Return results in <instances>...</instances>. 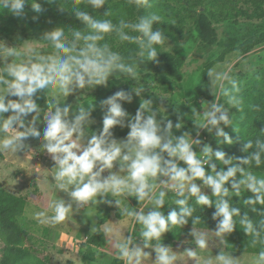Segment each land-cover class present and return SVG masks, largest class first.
<instances>
[{"label": "clouds", "instance_id": "1", "mask_svg": "<svg viewBox=\"0 0 264 264\" xmlns=\"http://www.w3.org/2000/svg\"><path fill=\"white\" fill-rule=\"evenodd\" d=\"M133 2L137 7L151 8L149 0H129ZM29 3L35 13L44 11L37 0H0V13L7 11L22 18ZM83 3L95 12L107 0H83ZM70 9L84 25L82 30L56 27L45 31L38 40L14 46L0 41V153H23L24 160H32L36 151L46 152L53 161L52 188L69 198L52 200L48 205L51 214L33 211L32 217L39 224L56 226L66 218H73L74 213L79 214L81 209L87 217H93L89 210L97 205L115 206L122 217L130 218L131 228L127 231L131 235L125 236L123 230L114 231L106 225L103 234L123 264H144L151 256L145 249L155 253L151 264H188L189 260L195 264H237L240 258L223 249L228 245L225 237L239 226L250 238L252 248L260 246L254 264H264V208L256 207L264 206V178L251 170L253 165L259 168L264 163V139L247 140L242 148L247 155L233 159L222 150L214 151L199 138L203 129L214 134L217 143H233L225 127L232 123L230 109L240 110L243 100L241 87L231 74L232 65L218 64L207 70V89L214 101L207 103L203 114L192 109L196 138L189 131L174 134L173 129L179 131L184 124L179 115L173 123L161 114L162 110L166 112L163 101L167 99L163 97L161 106L155 108L151 99H141L135 115H129L122 102L131 104L134 96L140 97L145 91L142 84L131 90L120 89L101 101L102 130L89 138L87 129L95 123L91 104L88 109L80 105L70 118L72 105L64 103L67 98L78 90L106 86L113 76L139 84L138 68L146 61H157L160 53L157 46L163 47L167 38L160 28H154L163 22L155 12L138 17L136 22L120 18L114 23L112 19L95 18L85 8L73 5ZM111 15V10L104 14ZM108 34H115L120 42L135 44L134 55L125 58L113 51L104 42ZM44 48L51 51H41ZM45 97L46 109L37 103ZM116 127L129 130L125 138H115ZM29 138L40 141L38 149L26 143ZM214 161L223 165L219 171ZM42 180L48 183L47 177ZM197 180L202 183L198 185ZM204 189H210L211 195ZM243 192L252 194L243 204L250 206L260 219L254 221L247 212L242 215L239 208L232 206V198L241 197ZM130 197L135 198L139 207H130ZM166 203L179 206V211L173 208L165 216ZM195 206L215 208L214 237L223 246L215 256L200 255L199 250L209 249L212 239L196 228L201 218L194 215ZM189 219L193 227L188 235L194 237L196 247L177 254L163 243L164 234L172 232L174 226L182 228ZM94 225L95 222L91 232L96 233L99 230ZM137 225L139 242L133 236Z\"/></svg>", "mask_w": 264, "mask_h": 264}, {"label": "trees", "instance_id": "2", "mask_svg": "<svg viewBox=\"0 0 264 264\" xmlns=\"http://www.w3.org/2000/svg\"><path fill=\"white\" fill-rule=\"evenodd\" d=\"M37 2L40 3L44 9V11L39 14L31 9V3L26 5L25 16L22 18L13 17L7 11L0 13V15L3 13L6 15L0 31L14 44L29 40H38L45 31H50L56 27H63L65 30L69 27L82 30L84 25L75 18L70 9L73 5L85 8V10L89 11L97 19H112L114 23L118 22L120 18H124L129 22H136L138 17L146 15L148 12H155L162 17L163 22L154 25V28H160L164 32L167 40L173 38L184 40L185 37L182 35L185 28L184 25L188 23V20H193L194 29L197 31L201 42L208 47H213L218 42V34L214 27L213 20L219 16H229L232 10H236L238 4L243 3L249 9H252L255 19H262L264 17V0H149L151 8H145L143 5L137 7L134 2L129 3V0H107L106 5L95 12H93L90 6L85 7L83 0H80V3H77V0H50V2H46V0H37ZM59 6L65 9L61 11ZM109 10H111L112 15L110 17H105V12ZM34 17L36 19H33ZM104 42L109 43L113 51L119 52L125 58L129 55H134L137 49L135 44L120 42L115 34L106 35V40ZM262 47H264V32L247 38L236 48L225 49L219 58L210 62L204 68L201 73L200 83L194 89L193 97L184 103L179 111L169 110L167 118L175 123L177 121V115H179L184 124L192 115L190 104L194 102L214 101V97L207 89L208 77L206 73L209 68L223 63L226 57L232 52L247 54ZM41 51L47 53L51 50L44 48L41 49ZM157 51L160 52L158 53L157 61H146L145 64L140 65L138 72L147 75L160 74L171 77L176 82H180L182 80L183 69L186 65L185 56L179 52L163 51L161 46H157ZM122 79L123 78L117 79L113 76L109 78L106 86L97 87V105L93 108L91 107L92 115L95 118H102L103 116L100 106L101 101H103V96L108 98L120 89L128 90L130 88V86L125 87L122 85ZM240 96L243 100L240 110L236 109L237 112L234 116L232 125L225 127V131L233 140V143L231 145L222 143L219 149L233 159L242 158L247 155V153L242 150L243 144L247 140L252 139L254 141L257 137L264 139V133H261V131L264 130V91L255 85L253 88H248L243 91ZM221 102H224L223 98ZM37 103L41 108L46 109L47 105L45 98L37 101ZM122 104L127 105L128 103L122 102ZM7 115L8 114H5V116ZM42 127H44L43 124ZM128 131L127 128L121 129L119 132L120 138L126 136ZM207 136L208 133L205 131L201 139L204 140ZM212 136L215 138L214 134ZM215 141L217 142L216 138ZM194 150L197 151V148H194ZM3 157L4 154L0 153V158ZM215 163L217 167H223L219 162ZM251 170L264 172V163H262L259 168L253 165ZM251 195L250 192H243L241 197H233L231 204L239 208L242 215L247 212L250 218L256 221L260 219V217L251 211L250 206L243 204V200L249 198ZM170 198L173 199L171 196ZM212 199L214 200L215 198L212 197ZM189 203L194 205L195 202L190 200ZM26 207V198L15 195L2 188L0 185V243L2 244L0 264H51V255L49 253L27 245L29 237L22 222ZM130 207H139L135 198L130 204ZM195 207L196 211L194 215H198L201 218L196 228L208 233L209 238L212 239L210 241V247L207 250L219 252L223 249V246L220 245L217 238L214 237L216 223V221L212 219V213L215 211L214 206L212 208H202V206ZM256 207L258 209L264 208V206L261 205H257ZM173 208L179 211V206L171 204L164 212L165 216H167L168 212ZM114 211L118 219L123 220L128 218L122 217L118 208L115 206H107L97 225L99 231L88 239L87 244L89 248L85 256L86 260H95V253L92 251V246L102 248L106 245L107 242L102 227L109 221ZM192 227L191 219H189L188 224L182 228L174 226L172 232L164 234L163 243L173 248L195 249L196 246L193 243L194 237L188 235ZM225 239L228 243L223 249L225 252L258 254L260 251V246L252 248L249 245L248 240L250 238L244 234L239 226L235 228L233 233L228 234ZM114 264H123V261L118 260L115 261Z\"/></svg>", "mask_w": 264, "mask_h": 264}, {"label": "rangeland", "instance_id": "3", "mask_svg": "<svg viewBox=\"0 0 264 264\" xmlns=\"http://www.w3.org/2000/svg\"><path fill=\"white\" fill-rule=\"evenodd\" d=\"M236 10H232L229 16H219L213 20L218 34V42L213 47L205 46L201 42L197 31L194 29L193 20H190L191 22L188 20V23L184 25L185 28L182 32V35L185 37L184 40L173 38L165 42V45L162 47L163 51L179 52L186 58V65L183 69L182 80L180 82H176L171 77L160 74L147 75L139 72L137 76L139 84L136 80L123 78L122 85L125 87L130 86L128 90L139 87L141 84L145 88L140 97L134 96L131 104L123 105L129 115H135L141 99H151L154 108L161 106L160 97L167 99L163 101V107L166 109V112L161 111L163 116L167 117L169 110L179 111L182 105L193 97L194 89L200 83L201 73L210 62L219 58L225 49L236 48L247 38L264 32V17L262 19H255L253 10L243 3L238 4ZM4 18H6V15L3 13L0 15V28L3 25ZM0 41H4L9 46L17 45L6 38L1 31ZM227 64L232 65L231 74L241 87L240 94L248 88H253L255 85L264 91V47L257 48L247 54L232 52L223 63H220V65ZM97 87L93 90H78L74 95L67 98L64 103L72 105L70 118L71 113L78 111L80 105H83L86 109L89 108V104H91L92 108L97 105ZM46 99L45 97V101ZM104 99L106 98L103 96ZM207 103L210 102H194L190 104V107L192 109L195 108L197 112L203 114ZM236 112L235 108L230 109L229 116L232 123ZM192 115L184 123V127L181 130L177 131L175 128L173 129L175 135L179 136L184 131H189L193 138H196L197 128L193 122ZM92 118L95 120V123L89 125L87 129L89 138L93 133L99 134L102 130V118H95L93 115ZM157 118L159 119L160 117L158 116ZM40 130L42 133V124L40 125ZM120 130L119 127L113 129L114 136L117 139H122L120 138ZM205 131L203 129L200 130V139ZM212 135L208 133V136L203 141L209 144L214 151L219 150L222 143H217ZM26 143H30L34 149H38L40 145V141L34 138H29ZM197 151H199L198 148ZM3 154L4 157L0 158L1 187L15 195L23 196L27 200L26 212L22 220L29 237L27 245L49 253L51 255V264H114L115 261L120 260L116 256L115 249L111 248L107 243L102 248L92 246V251L95 253L94 261L85 259L89 248L87 244L88 239L97 233L91 232L93 223L95 222L94 226L97 228L107 205L101 204L97 205L96 208L90 209L89 211L93 217H87L85 210L81 209L79 214L74 213L73 218H66L65 221L60 222L56 226L39 224L31 215L33 211H45L51 214L48 205L52 200L57 198L69 199L65 193H56L52 188L50 171L53 167V161L50 155L46 152L36 151L32 160H24L25 156L23 153L13 155L10 152H4ZM219 170L220 168L217 167V171ZM206 171L210 170L206 168ZM253 172L259 178H264V172ZM44 177L48 178V183L43 182L42 179ZM236 178H240L239 174H237ZM196 183L199 185L202 182L197 180ZM204 191L206 194L211 195L210 189H204ZM109 199L112 198L109 197ZM133 199L132 197L129 198V204L133 202ZM168 200L171 202L172 198L168 197ZM170 206L171 204L166 203L163 212ZM105 225L113 228L114 231L123 230L125 236L131 235L127 231V229L131 228L130 218L120 220L115 216V211L112 212L111 218ZM133 236L139 242V225L133 231ZM172 249L177 254H182L185 250L173 247ZM145 251L151 253V256L145 260L144 264H151V261L155 259V253L152 249H145ZM199 251L202 257L206 255L215 256L219 253L218 251ZM228 253H232L236 259L240 258L237 264H254V258L257 255ZM1 257L2 244L0 243ZM179 264H183V262H179ZM188 264H195V262L189 260Z\"/></svg>", "mask_w": 264, "mask_h": 264}]
</instances>
